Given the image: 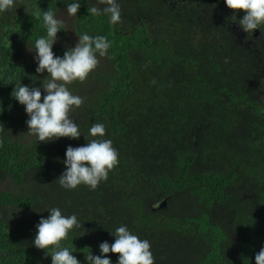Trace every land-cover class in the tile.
<instances>
[{"label":"trees","instance_id":"1","mask_svg":"<svg viewBox=\"0 0 264 264\" xmlns=\"http://www.w3.org/2000/svg\"><path fill=\"white\" fill-rule=\"evenodd\" d=\"M71 2L16 0L0 13V264H51L32 240L53 207L77 216L81 227L60 243L82 264L121 225L150 242L154 264H255L264 247V25L245 33L244 10L224 0H117L113 25L88 12L105 5L79 0L54 53L84 33L111 47L68 85L83 98L70 113L79 139L38 142L11 93L41 85L47 73H36L29 47L46 35L43 11L59 19ZM94 123L118 164L94 190H67L58 182L66 148L93 139ZM104 255L116 264L119 253Z\"/></svg>","mask_w":264,"mask_h":264},{"label":"clouds","instance_id":"2","mask_svg":"<svg viewBox=\"0 0 264 264\" xmlns=\"http://www.w3.org/2000/svg\"><path fill=\"white\" fill-rule=\"evenodd\" d=\"M105 5L103 9L92 6L88 12L93 15H107L109 23L116 25L121 22V11L117 0H98ZM16 0H0V13L14 7ZM229 9L244 10V15L238 20V25L245 33L264 25V0H224ZM81 3L72 0L67 4V13L75 17ZM36 19H41L37 13ZM234 21L237 20L233 15ZM43 26L46 35L38 37L34 45L29 47L34 51L36 73L47 75L41 85L32 87L22 84L15 86L11 96L24 106L28 116L26 125L28 132L38 142H50L61 137L79 139L81 131L79 124L71 118L74 108H79L83 98L73 95L68 85L79 80L83 82L98 64V56L103 57L111 47L107 37L92 36L87 33L78 35L74 47L66 49L62 56L56 55L53 46L57 34L62 30L63 22L57 19L55 9L43 11ZM88 140L84 145L73 147L69 145L65 151L63 164L65 170L58 177L61 187L67 190L76 189L83 184L94 190L102 180H106L109 172L118 164V151L110 139H97L105 136L103 123H94L88 129ZM87 140V137L85 136ZM47 217H41L36 224V234L32 244L45 254L51 256V264H82L73 255L69 247H62L61 241L68 237L71 230L81 227L75 214L65 216L57 207L46 208ZM110 233L115 237L113 243L103 241L99 244L100 255L91 252L85 255L87 264H113L108 253H119L116 264H154L150 251V242L141 240L133 234L126 225L117 227ZM255 264H264V247L255 254Z\"/></svg>","mask_w":264,"mask_h":264},{"label":"rangeland","instance_id":"3","mask_svg":"<svg viewBox=\"0 0 264 264\" xmlns=\"http://www.w3.org/2000/svg\"><path fill=\"white\" fill-rule=\"evenodd\" d=\"M59 19L63 22V25H68L70 27L73 17L68 15L67 10H64L60 13ZM70 31H72V34L74 35L73 29H70Z\"/></svg>","mask_w":264,"mask_h":264},{"label":"water","instance_id":"4","mask_svg":"<svg viewBox=\"0 0 264 264\" xmlns=\"http://www.w3.org/2000/svg\"><path fill=\"white\" fill-rule=\"evenodd\" d=\"M256 34H258V31L256 32Z\"/></svg>","mask_w":264,"mask_h":264}]
</instances>
